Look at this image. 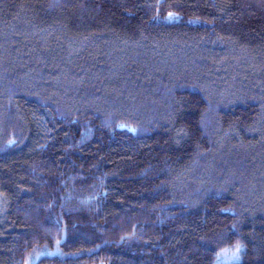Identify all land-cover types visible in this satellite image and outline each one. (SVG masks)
Here are the masks:
<instances>
[{
  "label": "trees",
  "instance_id": "trees-1",
  "mask_svg": "<svg viewBox=\"0 0 264 264\" xmlns=\"http://www.w3.org/2000/svg\"><path fill=\"white\" fill-rule=\"evenodd\" d=\"M264 264V0H0V264Z\"/></svg>",
  "mask_w": 264,
  "mask_h": 264
},
{
  "label": "rangeland",
  "instance_id": "rangeland-1",
  "mask_svg": "<svg viewBox=\"0 0 264 264\" xmlns=\"http://www.w3.org/2000/svg\"><path fill=\"white\" fill-rule=\"evenodd\" d=\"M239 254V249L224 252L218 257L216 264H231L237 262Z\"/></svg>",
  "mask_w": 264,
  "mask_h": 264
}]
</instances>
